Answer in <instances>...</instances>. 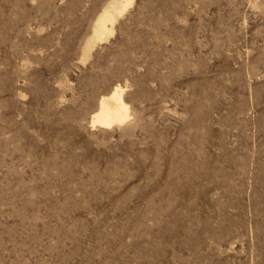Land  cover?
Masks as SVG:
<instances>
[{"label": "rangeland", "instance_id": "1", "mask_svg": "<svg viewBox=\"0 0 264 264\" xmlns=\"http://www.w3.org/2000/svg\"><path fill=\"white\" fill-rule=\"evenodd\" d=\"M106 1L0 0V264H264V0Z\"/></svg>", "mask_w": 264, "mask_h": 264}, {"label": "bare ground", "instance_id": "2", "mask_svg": "<svg viewBox=\"0 0 264 264\" xmlns=\"http://www.w3.org/2000/svg\"><path fill=\"white\" fill-rule=\"evenodd\" d=\"M134 0H107L95 16L91 30L82 45V59L92 56L94 49L116 33L117 24ZM126 87L116 84L100 97L92 123L102 127L121 125L132 118L131 105L125 97ZM105 129V128H104ZM132 129V128H131Z\"/></svg>", "mask_w": 264, "mask_h": 264}]
</instances>
